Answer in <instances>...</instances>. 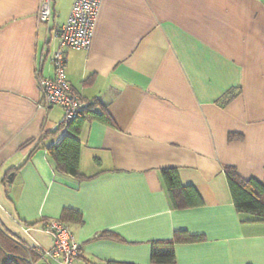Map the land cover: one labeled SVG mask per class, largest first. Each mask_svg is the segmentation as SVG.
Returning <instances> with one entry per match:
<instances>
[{"label":"crops","instance_id":"crops-1","mask_svg":"<svg viewBox=\"0 0 264 264\" xmlns=\"http://www.w3.org/2000/svg\"><path fill=\"white\" fill-rule=\"evenodd\" d=\"M73 2L40 23V0H0L1 226L34 264H62L44 223L67 208L83 216L64 220L82 248L69 264H153L178 230L203 238L177 243V264H264V221L238 212L225 173L264 180V0H101L91 47L64 48L67 80L114 122L86 119L83 179L55 169L47 146L68 131L51 132L63 110L39 82ZM166 167L202 205L172 206Z\"/></svg>","mask_w":264,"mask_h":264},{"label":"trees","instance_id":"trees-1","mask_svg":"<svg viewBox=\"0 0 264 264\" xmlns=\"http://www.w3.org/2000/svg\"><path fill=\"white\" fill-rule=\"evenodd\" d=\"M92 106L93 103L88 102L86 109L77 118L62 122L51 131L54 133L64 129L68 131L57 143L47 146L58 173L68 174L78 179L85 178L80 169L82 145L79 136L86 119L93 118L108 124H114L113 119L106 110L97 112ZM225 173L228 178L233 202L238 212L250 215L254 221H264V180L262 181L255 177L244 178L238 173L236 167L229 165L225 166ZM161 177L173 207L184 208L203 204V199L195 186L182 182L177 167L163 168ZM82 217L80 211L67 208L64 210L61 219L82 222ZM47 222L48 219L45 220L44 225ZM108 233V231H104L95 238L106 237ZM202 238V236L191 234L187 230H178L171 239L153 241L151 262L153 264H177L176 244L192 242ZM35 259L36 257L32 250L13 237L0 224V264H34ZM102 264L135 263L109 260Z\"/></svg>","mask_w":264,"mask_h":264},{"label":"built area","instance_id":"built-area-1","mask_svg":"<svg viewBox=\"0 0 264 264\" xmlns=\"http://www.w3.org/2000/svg\"><path fill=\"white\" fill-rule=\"evenodd\" d=\"M54 0H40L38 20L48 23L53 17ZM101 0H74L67 20L56 32L58 48L52 53L54 67L52 77H40L43 93V105L46 108L59 106L63 110L61 121L68 122L77 118L87 107L83 98L66 78L67 58L64 48L89 49L92 44L94 27L100 9ZM44 228L53 236V244L43 253L69 264L82 254L81 244L72 228L60 218L49 219Z\"/></svg>","mask_w":264,"mask_h":264}]
</instances>
